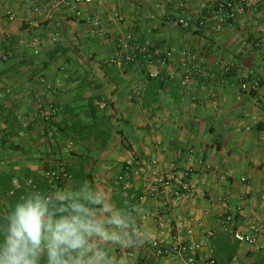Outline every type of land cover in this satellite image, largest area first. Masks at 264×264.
<instances>
[{
	"label": "crops",
	"instance_id": "crops-1",
	"mask_svg": "<svg viewBox=\"0 0 264 264\" xmlns=\"http://www.w3.org/2000/svg\"><path fill=\"white\" fill-rule=\"evenodd\" d=\"M211 3L93 0L77 17L70 0H0V53L7 57L0 62V224L31 193L94 191L127 214L134 238L145 241L106 246L117 264H182L144 250L161 237L153 218L142 219L152 213L165 214L183 240L214 232L197 264H259L264 235L255 247L239 244L221 221L230 215L244 230L264 220V0L238 6L221 31L207 14ZM179 18L188 26L170 24ZM127 36L175 53L164 68L119 61L116 43ZM183 50L196 56L201 74L182 65ZM154 71L159 79L149 78ZM50 107L57 114L44 122ZM171 166L198 194L139 201L146 175ZM60 169L67 176L49 187L44 172ZM164 237L169 243L167 230ZM121 247L139 259L118 257Z\"/></svg>",
	"mask_w": 264,
	"mask_h": 264
},
{
	"label": "clouds",
	"instance_id": "clouds-1",
	"mask_svg": "<svg viewBox=\"0 0 264 264\" xmlns=\"http://www.w3.org/2000/svg\"><path fill=\"white\" fill-rule=\"evenodd\" d=\"M0 224V264H117L108 245H143L127 214L94 191L34 192Z\"/></svg>",
	"mask_w": 264,
	"mask_h": 264
},
{
	"label": "built area",
	"instance_id": "built-area-1",
	"mask_svg": "<svg viewBox=\"0 0 264 264\" xmlns=\"http://www.w3.org/2000/svg\"><path fill=\"white\" fill-rule=\"evenodd\" d=\"M72 3V9L77 17L81 15V11L78 9L81 5H88L92 3L93 0H70ZM253 0H212V3L207 8V14L211 16L214 23V30L221 31L226 23L232 21L236 17V9L238 6L240 8L249 7ZM38 12V9H34ZM8 20H13V15L10 11L7 12ZM173 27H187L188 23L185 19L179 18L170 21ZM37 26V25H36ZM198 26H204V23L200 21ZM38 41L34 40V44ZM175 51L172 49H165L164 47H148L142 44H133L130 37L120 38L116 43V57L119 61H124L130 64L144 65L150 64L155 65L157 68H164L167 63L173 57ZM179 56L182 60V65L188 70L194 68L197 74H201L200 70L197 69L196 56L190 51L183 50L179 52ZM6 55L0 53V62L6 61ZM149 78L159 79L160 74L157 71L151 72ZM183 83L188 84L191 82V77L187 73L183 76ZM241 90L246 91L247 85L242 83ZM57 110L50 107L49 113L43 117L44 122H49L51 118L55 117ZM132 165V161H127L125 164V171L127 172ZM154 165V162H151ZM126 175V174H125ZM66 172L64 169L60 170H49L44 172V179L49 187H53L58 184L63 178H65ZM125 176H120L118 181L121 184V191L126 193L127 186L125 184ZM243 181V179H242ZM13 185L16 188H21V185L17 181H13ZM25 186L35 189L34 185L28 182ZM198 189L192 186L185 178V173L177 174L176 169L171 166L167 174L161 175L157 171L152 170L149 172L148 176L143 183V195L138 199L143 201V199H166L170 196L178 201L183 195L195 196L198 194ZM133 211V206L129 207V213ZM151 217L160 229L161 237L152 240L145 246L144 250H151L153 255L157 258H175L180 259L182 264H197L198 252L203 249L207 240L214 237V232L208 230L204 233V236L197 240H183L181 228L175 226L172 221L166 218L165 214L152 213L147 214L142 217ZM235 221L230 215H226L221 221V227L224 232H226L230 237H232L239 244H245L251 247L258 245V239L261 235H264V220L257 217L250 221L246 228L239 229L234 228ZM166 230L169 233V243L166 242L164 235ZM190 235V231L186 232ZM116 255L120 258L136 261L139 259V254L128 248H117ZM212 260L204 262V264H212Z\"/></svg>",
	"mask_w": 264,
	"mask_h": 264
},
{
	"label": "trees",
	"instance_id": "trees-1",
	"mask_svg": "<svg viewBox=\"0 0 264 264\" xmlns=\"http://www.w3.org/2000/svg\"><path fill=\"white\" fill-rule=\"evenodd\" d=\"M231 260V259H230ZM259 264H264V257H261L260 258V262H259Z\"/></svg>",
	"mask_w": 264,
	"mask_h": 264
}]
</instances>
